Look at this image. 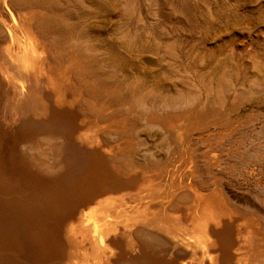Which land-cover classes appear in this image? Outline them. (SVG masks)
Here are the masks:
<instances>
[{
	"label": "bare ground",
	"instance_id": "obj_1",
	"mask_svg": "<svg viewBox=\"0 0 264 264\" xmlns=\"http://www.w3.org/2000/svg\"><path fill=\"white\" fill-rule=\"evenodd\" d=\"M0 264H264V0H0Z\"/></svg>",
	"mask_w": 264,
	"mask_h": 264
},
{
	"label": "rangeland",
	"instance_id": "obj_2",
	"mask_svg": "<svg viewBox=\"0 0 264 264\" xmlns=\"http://www.w3.org/2000/svg\"><path fill=\"white\" fill-rule=\"evenodd\" d=\"M155 222V221H154ZM157 222H160V223H162V224H165L163 221H161V220H156V222L155 223H157ZM171 231V235L172 236H174L175 238H177V239H180V238H184L183 236H182V234L181 233H176V232H174L173 230H170ZM169 234V233H168ZM170 236V235H169ZM170 248L168 247V248H166L165 249V251L166 252H170ZM261 256H262V253H260V252H256V254H255V258H257V259H260L261 258Z\"/></svg>",
	"mask_w": 264,
	"mask_h": 264
},
{
	"label": "snow or ice",
	"instance_id": "obj_3",
	"mask_svg": "<svg viewBox=\"0 0 264 264\" xmlns=\"http://www.w3.org/2000/svg\"><path fill=\"white\" fill-rule=\"evenodd\" d=\"M9 35H11V33H8ZM101 244L103 245V240H101Z\"/></svg>",
	"mask_w": 264,
	"mask_h": 264
}]
</instances>
